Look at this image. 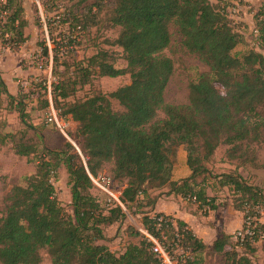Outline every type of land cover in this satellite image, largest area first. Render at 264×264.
Listing matches in <instances>:
<instances>
[{
  "label": "trees",
  "instance_id": "obj_1",
  "mask_svg": "<svg viewBox=\"0 0 264 264\" xmlns=\"http://www.w3.org/2000/svg\"><path fill=\"white\" fill-rule=\"evenodd\" d=\"M216 1L78 0L66 8L63 22L72 29L86 30L104 20L119 27L114 44L123 48L127 65L116 67L108 50H99L86 61L63 58L62 63L64 53L56 52L54 68L59 77L54 100L63 109L61 114L76 122L84 154L80 153L81 159L70 149L45 147L26 185L11 188L0 217V264H41L43 250L52 264H164L153 250L154 241L134 227H129V234L142 239L120 254L99 242L105 239L103 228L126 215L120 205L103 209L90 191V174L96 176L107 163L115 184L116 180L125 182L122 201L126 207L137 206L139 197H148L153 190L165 189L163 194L194 197L195 202H190L197 203L204 214L218 207L203 182L210 174L207 163L220 145L227 147L225 157L237 167L264 166L259 156L264 146V5L257 13L262 18L255 24L263 38L262 52L252 49L239 58L233 51L244 37L223 6L230 0ZM28 26L24 0H0L1 46L16 51L29 40ZM76 39L71 34L69 45ZM47 51L45 46L43 52ZM167 51L194 55L207 66L189 83L186 103H169L165 98L175 73ZM67 52L69 56L73 51ZM62 64L64 71L59 69ZM125 74L130 75V83L110 93L76 96L94 76ZM4 96L15 101L26 122L24 103L10 93L0 71V110ZM177 145L186 151L191 174L175 180L172 156ZM16 147L22 156L34 151L33 143H17ZM61 165L69 174L72 212L58 199L53 181ZM211 176L231 191L232 205L243 213V221L255 217L264 231L262 188L249 183L238 169ZM200 177L204 179L199 181ZM153 206L144 212L143 229L171 257L173 250L182 251L181 264H200L206 252L222 255L224 264H259L253 258L259 250L253 243L259 241L258 234L246 236L241 251L233 233H222L208 247L187 222L171 214L153 213Z\"/></svg>",
  "mask_w": 264,
  "mask_h": 264
},
{
  "label": "rangeland",
  "instance_id": "obj_2",
  "mask_svg": "<svg viewBox=\"0 0 264 264\" xmlns=\"http://www.w3.org/2000/svg\"><path fill=\"white\" fill-rule=\"evenodd\" d=\"M77 1L24 0L25 15L32 24L26 30L29 40L17 48L16 51L0 45V71L5 81H8L7 86L10 93L17 96L18 101L24 103L28 115L26 122L22 121L20 113L16 110L15 101H9L5 96L3 97V108L0 110V217L4 212L6 195L14 185H26V177L36 171L39 155L45 147L54 150L70 149L71 152L79 154L81 159L80 153L84 154L82 151L83 139L77 133L76 122L71 116L62 115L63 109L57 107L54 100V84L59 77L54 68L56 52H61L59 55L62 52L64 53V55H60V63H62L65 59L86 61L88 57L99 50H108L115 58L116 67L122 68L127 65L123 48L114 44V40L120 31L119 27L110 26L104 20L95 27L78 31L72 29L73 27H70L69 23L63 22V19L67 18V15L64 16L67 13L66 8L68 9ZM212 2L218 3L216 0H212ZM263 5L264 0H242L237 21L232 20V25L244 37V42L237 45L233 51L239 58H243L252 49L262 52L259 46L262 45L263 38H260V45L257 46L252 28L262 18V16L257 18V13L261 11ZM55 7H57V10H55ZM58 13H61L62 16H56ZM71 34L77 37L74 43L71 44L72 46L69 45ZM174 39L178 41L180 38L175 34ZM39 43L43 45H39ZM45 46L48 50L47 53L43 52ZM68 49L73 51L69 56H67ZM167 53L174 60L175 73L167 84L165 98L169 103H186L188 102L189 83L196 81L201 72L207 70V66L194 55L179 51H167ZM63 58L65 59L63 60ZM59 69L64 71V65L62 64ZM130 81L129 74L117 77L97 75L92 78L89 84L81 87L76 96L83 97L94 93H110L118 87L130 83ZM113 105L116 109L120 108L116 101H113ZM51 106H54L57 110L58 118L64 122V126L59 127L55 122L47 120ZM22 142L33 143L34 151L29 156L18 154L16 145ZM226 148L225 145H220L216 149L212 159L207 163L210 174L205 175L203 182L208 193L215 199L214 203L224 209H227L229 204L232 203V194L228 188L218 185L217 179L211 176L212 173L215 175L238 169L249 183L256 184L264 191V166L260 168L237 167L236 164L229 162L225 157ZM259 156L261 163L264 165V146L259 148ZM172 158L177 175L183 176L188 165L186 151L182 145L174 147ZM110 168L111 164L107 163L99 173L111 174ZM203 177L198 178L199 181L204 179ZM68 180L67 169L64 165H61L53 181L58 199L68 212H72L71 186ZM116 182L122 189L125 187V182L119 180H116ZM118 186L115 184V191ZM164 190H153L150 192V196L139 197L137 206L126 207L124 209L126 215L122 220L103 228L105 239L99 240V242L106 243L117 254L122 253L130 243H138L142 237L131 236L128 229L134 227L145 234L147 233L143 229L142 223L144 212L151 210L153 200L158 197L157 195H163L162 191ZM90 191L99 199L101 206L105 209V202L108 197L102 195L94 185H92ZM210 212L216 214L214 210L208 209V213ZM255 245L258 246L259 250L253 258L256 263L263 264L264 254L262 248H264V239L256 242ZM239 249L241 251L244 248L240 246ZM182 253L179 249L173 250L172 261L175 263L178 261V264L183 263L181 261ZM42 255L43 262L41 264H52L46 250L42 251ZM203 257L204 261H201L200 264H224L222 255L215 252H206Z\"/></svg>",
  "mask_w": 264,
  "mask_h": 264
},
{
  "label": "crops",
  "instance_id": "obj_3",
  "mask_svg": "<svg viewBox=\"0 0 264 264\" xmlns=\"http://www.w3.org/2000/svg\"><path fill=\"white\" fill-rule=\"evenodd\" d=\"M31 25L32 24L29 22V26L26 30H28ZM6 82L8 84L7 80ZM188 168L189 167H187L183 176L177 175V171L174 168L173 179L177 180L189 176L191 170ZM208 195L213 197L209 193ZM214 211L216 214L210 212L204 215L203 210L199 208L197 203L188 202L182 196L167 194L158 196L155 205L153 206V213L163 212L171 214L175 218L187 222L195 233L203 239L208 247H210L216 239L222 236V233L232 234L243 224V213L236 210L232 203L229 204L227 209L218 206ZM262 252L264 254L263 248Z\"/></svg>",
  "mask_w": 264,
  "mask_h": 264
},
{
  "label": "built area",
  "instance_id": "obj_4",
  "mask_svg": "<svg viewBox=\"0 0 264 264\" xmlns=\"http://www.w3.org/2000/svg\"><path fill=\"white\" fill-rule=\"evenodd\" d=\"M241 1L242 0H230L226 5L223 4L226 12L228 13L229 17L233 21H237L238 19V13L241 10ZM252 34L255 36L256 44L257 46L260 45V32L256 26H253L252 28ZM47 120L50 122H55L59 127L64 126V122L59 120L58 118V112L54 108V106H51ZM90 177L92 179L94 187L102 194L106 195L107 201L105 202V207L110 208L115 205H120L123 209L126 208L125 204L122 201V188L119 187L117 190H114L115 182L111 178L110 174L106 173H99L96 176L90 174ZM186 201H194L195 198H187ZM262 215H264V211H261ZM262 219H264L262 217ZM159 221L162 220V217L158 218ZM255 217L249 216L245 221H243V224L240 229H238L234 234V239L239 243L240 246L243 245L244 239L246 236H253L255 234H258L259 241L264 239V231L258 227ZM147 236L154 241V252L157 253L158 257L162 260L164 264H175L174 261H172V257L167 253L165 248L152 236H150L148 233H146ZM258 241V242H259ZM255 244L256 242L253 241Z\"/></svg>",
  "mask_w": 264,
  "mask_h": 264
}]
</instances>
